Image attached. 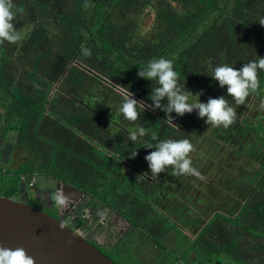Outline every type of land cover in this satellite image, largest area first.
<instances>
[{
    "label": "trees",
    "instance_id": "obj_1",
    "mask_svg": "<svg viewBox=\"0 0 264 264\" xmlns=\"http://www.w3.org/2000/svg\"><path fill=\"white\" fill-rule=\"evenodd\" d=\"M14 3L17 13L14 24L23 39L0 45V92L6 89L12 104L0 115V123L2 130L16 132L18 149L24 151L22 146H29L26 153L31 159L20 165L19 173L10 180L6 196L18 191L21 174L41 172L51 176L64 198L67 190L85 197L81 206L76 205L77 201H73L71 208L60 206L62 215L56 218L62 222L68 225L77 222V228L94 240L95 232L105 234L101 223L106 222L108 214H117L127 221V229L114 243L105 245L97 241L117 254H121L120 243H125L127 238L135 241L141 230L155 233L165 242L174 223L179 228V224L193 225L191 230H194L204 219L197 237L188 239L190 243H200L201 248L207 249L213 243H250L252 239V243H264V170L257 171L260 180H255L252 190L248 185L251 180L241 181L246 190L242 194L247 199L237 213L230 209V203L235 202L229 200L227 193L221 202H206L209 208L202 210L205 214L202 220L194 213L201 202L200 196L197 199L187 196V202L176 199L162 210L157 206L160 190L175 186L177 178L184 175L172 176L169 167L157 174L155 180L161 183L153 182L152 187L147 177L132 175L136 170L126 169L125 162L134 165L136 159L142 160L155 150L146 148L157 142L152 140L153 133L159 141L180 140L183 135L193 141L197 140L199 130L184 131V115L173 112L170 121L160 109L143 110L137 105L141 113L135 122L123 119L119 113L126 96L120 92L127 90L133 93V98L143 100L147 106L151 104L148 97L155 83L138 77L137 72L146 68L150 60L161 57L173 61L180 84L184 83L193 94L201 93L200 102L226 95V86L220 88L207 75L209 62L213 67L228 64L238 70L244 63L264 57V27L258 23L264 19V0H172L169 3L14 0ZM148 6L150 9L146 10ZM130 11L135 15L142 13L143 19L153 13L151 27L145 31L146 24L143 22L142 26L136 19L140 15L130 16ZM257 47H260L258 52ZM258 79L259 89L246 102L264 93V71L259 72ZM2 94L5 93H0V101L4 104ZM226 98L231 101L230 97ZM160 103L163 106L167 100ZM244 120L242 125L222 129L221 134L226 133L220 136L241 139L249 130ZM135 124L144 126L148 134L132 142L129 133ZM133 151L137 155L129 158ZM35 158L38 163L34 162ZM232 186L229 191H234ZM180 189L184 194L192 188L182 184ZM226 202L230 213L216 211ZM93 203L97 207L95 222L101 225L94 230L91 224L84 225L88 216L81 218L85 206ZM183 212L187 217H182ZM91 239H88L90 243Z\"/></svg>",
    "mask_w": 264,
    "mask_h": 264
},
{
    "label": "rangeland",
    "instance_id": "obj_2",
    "mask_svg": "<svg viewBox=\"0 0 264 264\" xmlns=\"http://www.w3.org/2000/svg\"><path fill=\"white\" fill-rule=\"evenodd\" d=\"M162 1L166 3H169L170 1L172 2V0ZM149 9L150 8L148 6L146 10ZM130 12V16L140 15L136 19L140 21L141 25L143 22L146 24L145 28H143L145 31H147L151 27L152 18L154 15L153 13H151L149 17L143 19L141 18L142 13L135 15L134 12ZM262 46H264V44ZM259 49L260 47L256 48L257 52ZM54 87H56V84H54ZM0 93H5L2 94L1 100H3L4 105L8 108V105H12L10 103V94L6 91V89L1 91ZM120 93H124L125 95H127V93L125 92ZM131 98L137 100L138 102L142 101L144 106L148 107L143 100L133 97ZM195 99L196 97L191 98V100ZM262 104H264V93H261L258 97H250L244 107L243 105H240L236 108L237 118L234 125H242L243 120L245 119L244 125L249 127L248 132L244 134L239 140H229L221 137L220 135L226 133L225 132L221 134L220 132L224 128L212 127L211 125L207 126L204 123L206 117L203 119L199 118L196 110L191 113H185V123H182L183 130L186 131L189 129L188 132L190 133H192L194 129L199 130L197 140L195 139L193 141H190L193 145V151L189 154L192 161V166L197 170L199 175H184L183 178H177V180L175 181V183L177 184L175 186H170L169 188L167 187V189L160 190L159 196L161 197V200L158 203L160 206H157L160 209L165 210L170 205V203L176 202V199H179V201H183V199H185L187 196H195L194 199H197V197L200 196L199 200L201 202L200 204H198L199 207L194 210V213H197V217L202 220L204 218V216L202 215H205L203 213L204 209L209 208L208 206H206V202L210 200H216L217 202L219 200V202H221V198L223 197L222 200H224V194L227 193L228 197L230 196L229 200H231V202H235L230 203V209L233 210L232 208H234V212L237 213L242 208L247 199L246 194H242V192L246 190L241 185V181L245 178H248L249 181L251 180L252 183H249L248 185L250 187V190H252L255 187V180H260L261 174L257 173V171L264 170V107H262ZM233 107L236 106L233 105ZM240 108H242V110ZM192 118L193 120H191ZM259 121L261 122L260 125ZM173 124H176V122L174 121ZM137 127L138 126L135 124V128H131L132 131H134ZM14 133V130L10 131V134ZM182 137L180 138L189 139V137L185 135H183ZM7 145H9L8 142ZM22 147L25 149V151H27V148L29 146L23 145ZM102 149H104L103 151L107 150L106 146L102 147ZM250 151H252V153H250ZM22 155L24 157L28 156L27 153H24L23 151L18 152V154L17 152H15L14 154L15 158ZM98 157H101V155L99 154ZM30 159L31 158L29 157L27 158V160ZM38 161L39 160L37 158L34 159V162L38 163ZM13 162L15 161H13L11 157V160L8 164L3 162L2 165H0V168H4V170L6 171V174L4 172L2 175L0 174V194H6L10 189V182L8 181L11 180V176H9V174L15 172L13 171ZM125 163L126 169L131 170V168L134 167V169L136 170V173L131 172L132 175L147 177V180L149 181V183H151L150 186H155V183L153 182H156V184L161 183L160 181L157 182L155 180V177H152L150 175L148 162L145 159H136L134 165L133 163ZM261 165H263V168ZM235 179H238V181H236ZM187 182H189L191 185H189ZM182 184L190 186L192 188L190 189L191 191L182 194V191L180 189V186ZM232 184V188L234 187V191H232V189L229 191V187ZM261 185L263 187V183H261ZM258 190L259 188L257 189V191ZM211 193L213 194V197H211ZM13 198L17 200L22 199L24 201L33 203V201L29 200L26 197H22L19 194H14ZM84 198L82 197L81 199L83 200ZM184 202H187V200L185 199ZM228 202H226L227 204L225 203V206L221 205L223 206V208L217 207L219 209L216 208V211L218 210L219 212H223L225 214L230 213L231 210H227ZM66 203V208L71 206L68 202ZM91 205L92 207H88L86 210H84V213L81 217L84 218V216H88L84 225L91 224L90 228L92 230H94V227H98L101 225L105 228V234L99 232V234L96 235L95 232L93 236L94 240L91 239V242L95 246L115 258V260L120 262V264H181L176 254V248L178 246H182L183 249H186L188 247L186 243H190V240L197 237V234L201 231V229L203 228V223L205 222V219L199 222L198 225L194 227V230H191L193 225L182 226V224H179L181 228L180 229L174 223V229L170 232V234H168V237L165 238V242L159 240L157 234H151L149 232L143 233L141 230L139 231V235L136 236L135 241H129L127 238V241L125 243H120V248L118 251H120L121 254H117L110 247L105 245L114 243L115 240L125 232L129 224L122 217L118 216L117 214L111 213L107 215L106 222L98 225V223L95 222L97 212L96 204L93 203ZM40 208L43 210H47L53 215H57L59 218H61L62 214L60 213H62V210L57 204L56 209L51 208L52 210H49L44 206H40ZM213 210L214 209H212V211ZM212 211H210V213H212ZM181 214L183 218L187 217L184 212ZM164 221L166 222L167 218H165ZM171 221L172 223L174 222V220ZM77 224L78 223L75 222L71 226L77 228ZM182 232L185 233L188 238H185V235H183ZM96 238L98 240H96ZM97 241L103 242L105 243V245H102ZM171 243L173 244L170 246ZM191 251L192 253H197L198 256L205 257L203 253L210 254L212 252V247L204 249L200 247V243H193L189 247V249L186 250L189 256H191Z\"/></svg>",
    "mask_w": 264,
    "mask_h": 264
},
{
    "label": "clouds",
    "instance_id": "obj_3",
    "mask_svg": "<svg viewBox=\"0 0 264 264\" xmlns=\"http://www.w3.org/2000/svg\"><path fill=\"white\" fill-rule=\"evenodd\" d=\"M16 14L14 0H0V45L5 42L15 44L23 39L14 24ZM258 23L264 27V19L259 20ZM139 69L138 77L155 83L148 97L151 101L148 107L165 112L167 120L172 121L171 114L173 112L177 116H183L185 113L196 110L199 118L206 117L204 123L207 126L228 128L236 122V108L244 105L249 95L259 89L258 74L260 71H264V57L244 63L238 70L228 64L213 67L209 62L207 75L218 82L220 88L226 86V95L209 98L206 103L199 101L201 93L193 94L185 88L184 83H179L178 73L174 70L172 60L163 57L152 59L146 68ZM132 96L133 93L127 90V95L119 107V113L123 119L135 122L140 119L141 113L137 110V105H140L143 110L145 106L142 101L138 102L132 99ZM192 97H196V99L191 100ZM226 97H230L231 101ZM164 99L167 100V103L162 106L160 101ZM233 104L236 107H233ZM147 134L146 128L137 127L129 133V140L135 142L138 137H144ZM152 140L157 142L148 144L146 148L155 150L144 157L148 162L152 177L157 178V174L166 171L169 167L172 168L170 173L172 176L199 175L190 159L189 154L193 151V145L189 139L159 141L157 135L153 133ZM136 155V151H133L129 158H134ZM55 202L58 206H64L66 199L58 195ZM75 229L80 230L79 228ZM81 233L84 235L82 231ZM68 243L70 244L71 241ZM0 264H35V261L21 247L15 249L0 247Z\"/></svg>",
    "mask_w": 264,
    "mask_h": 264
},
{
    "label": "water",
    "instance_id": "obj_4",
    "mask_svg": "<svg viewBox=\"0 0 264 264\" xmlns=\"http://www.w3.org/2000/svg\"><path fill=\"white\" fill-rule=\"evenodd\" d=\"M0 247H21L35 264H116L80 230L38 206L4 195H0Z\"/></svg>",
    "mask_w": 264,
    "mask_h": 264
},
{
    "label": "crops",
    "instance_id": "obj_5",
    "mask_svg": "<svg viewBox=\"0 0 264 264\" xmlns=\"http://www.w3.org/2000/svg\"><path fill=\"white\" fill-rule=\"evenodd\" d=\"M6 110L7 107L0 101V115L2 116L6 112ZM0 119L2 118L0 117ZM1 125L2 123H0V128L2 127ZM15 136L16 132L14 134H10L9 130L7 131L5 129L2 130V128L0 129V165H2L3 162L8 164L11 160V157L12 160L15 161L13 162V171L15 172L9 174V176H11V179L19 173V171L17 172V170L19 169L20 165L26 162L27 158L29 157V154L27 153V157H24L22 155L15 158V152H17L18 154V152L23 151L22 149H18L16 147L17 143ZM7 142L9 143V145H7ZM23 152L25 153L26 151L24 150ZM3 172L6 174L4 168H0L1 175L3 174ZM21 175L24 176L23 179H21ZM21 175L19 176L20 181L18 185V191L15 193H11V195L7 197L13 198L14 194H19L20 196L26 197L29 200L33 201V203L29 202L30 204L38 207L44 206L49 210L51 208L56 209L55 190L56 186L58 187V185H56V181L54 178L41 172H33L31 174L24 173ZM33 176L35 177V181L32 186H29V180ZM8 182H10V180ZM0 195L6 196V194ZM81 198V195H78L77 192H69V190H67V197L65 199L66 202L69 203V205L72 206L73 201H77L78 204L76 205L81 206ZM71 206H69V208H71ZM85 207L86 208L84 210H86L88 207H92V205H88ZM249 239L250 237L248 238V241ZM252 242L253 239L250 240V243H213L211 246L212 252L210 254H203L205 257L198 256L197 253H192V251L191 256H189L186 250L189 249V247L193 243H186L188 247L186 249H183L182 246H180L179 249L177 247L176 254L181 264H264V243ZM172 244L173 243H171L170 246Z\"/></svg>",
    "mask_w": 264,
    "mask_h": 264
},
{
    "label": "built area",
    "instance_id": "obj_6",
    "mask_svg": "<svg viewBox=\"0 0 264 264\" xmlns=\"http://www.w3.org/2000/svg\"><path fill=\"white\" fill-rule=\"evenodd\" d=\"M24 178V176L23 175H21V179H23ZM34 181H35V177L33 176V177H31V179L29 180V186H32L33 185V183H34ZM55 194H56V197L59 195V196H62V190H61V188H59V187H56V190H55ZM85 217V216H84Z\"/></svg>",
    "mask_w": 264,
    "mask_h": 264
},
{
    "label": "flooded vegetation",
    "instance_id": "obj_7",
    "mask_svg": "<svg viewBox=\"0 0 264 264\" xmlns=\"http://www.w3.org/2000/svg\"><path fill=\"white\" fill-rule=\"evenodd\" d=\"M57 185V184H56ZM57 187V186H56ZM65 190V189H64ZM70 191H73V190H70ZM69 191V192H70ZM47 212V211H46ZM49 214H51L50 212H48ZM90 214V213H89ZM52 215V214H51ZM54 216V215H53ZM56 217V216H55ZM73 225V224H72ZM73 227V226H72ZM84 237L88 240V239H91V237H88V236H86V235H84ZM93 238V237H92ZM93 240V239H92ZM93 244V243H92ZM94 245V244H93ZM95 246V245H94ZM96 248H98L97 246H96ZM99 249V248H98ZM100 250V249H99ZM101 251V250H100Z\"/></svg>",
    "mask_w": 264,
    "mask_h": 264
}]
</instances>
